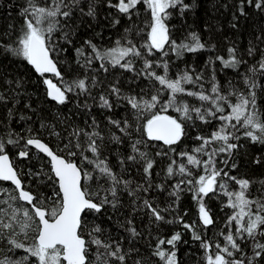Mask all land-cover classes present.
<instances>
[{"label": "snow or ice", "instance_id": "1", "mask_svg": "<svg viewBox=\"0 0 264 264\" xmlns=\"http://www.w3.org/2000/svg\"><path fill=\"white\" fill-rule=\"evenodd\" d=\"M105 3L129 21L137 15L138 5H146L150 12V21L147 25V37L142 45L137 47L127 35L123 38V43L118 39L114 47L107 49L99 47L92 39H85L81 47L74 48L77 57L75 62L79 68L85 70V74L82 77L66 79L67 71H61V68L71 69V65L67 61L62 63L59 57L61 53L68 51L64 45L72 46V36L75 34L74 18L77 14L80 17L96 18L95 0H25L19 11V16L23 18L22 24L18 28L8 24L0 29V83L15 86L12 88V99L14 103H18L20 93L16 88L21 87L24 81L23 74L20 77L14 74L19 72L20 65L26 62L42 78L47 97L58 105H66L71 97L80 95L96 99L91 96V90L99 82L95 76L87 75L89 70H93L94 62H98V69L93 71L102 70L107 73L110 68H119L132 73L133 81L141 77L154 81L160 87L156 88V94L150 96L144 93L143 89V94H125L118 86L119 82L109 86L107 95L99 96L101 108L111 111L123 101L132 110L137 121L135 128L127 118L116 120L108 117L109 124L121 134L111 133L109 139L118 145L130 142V154L121 158L118 163L121 168L129 162L133 165L141 164L143 183L133 186L131 180H125L122 174L114 171L106 157L101 158L104 136L99 131L94 117L92 131L73 129L68 141L60 149L64 155L54 150L38 133H33L31 128L28 129L27 136L15 133L16 138H12V132H9V138L6 140L0 136V182H8L11 185L10 188L0 187V197H7L0 199V205H3L0 207V237L6 238L11 246L8 252L14 248L23 249L27 253L21 260H13L4 253L0 264H27L29 257L35 258V264H92L89 260L90 245L96 246V260L100 264H127L131 254L138 252L134 245L125 250L119 241L109 242L94 236L93 233L101 232L98 225L87 233L90 239H85L88 214L102 213L108 206L119 211L123 206L121 194L126 192L133 198V213L143 209L147 211L153 223L172 224L174 220L167 218L165 213L176 210V201L185 190L192 192L198 205L200 222L205 229L216 225L214 214L206 200L211 201L222 195L227 198L223 207L231 210L224 224L228 231L220 232L224 244L209 242L196 233L194 224L185 223L183 217H179L184 229L192 231L193 239L200 241L205 251V264H259L260 260H264V192L253 197L249 191L252 182L231 173L238 167L235 156L244 147L239 143L242 139L254 145H264V112L257 105L255 91L259 87L255 79L256 74L259 72L264 75V49H258L256 45H250L246 49L249 57L254 56L257 51L260 52L258 67L255 64L250 66L247 70L250 75L241 74L247 87L246 93L235 88L231 91L222 89L215 75L208 91L203 89L202 84L199 85V91H194L185 85L196 86L202 77L197 74L194 78L193 74L185 70L178 73L176 78H170L169 61L163 59L169 56V51L179 57L184 52L194 53L208 48L197 33H190L187 42L177 43L172 38L167 23L173 11L179 10L183 16L184 12L194 8V2L105 0ZM246 8L264 13V0H238V15H233V28L237 27L240 17L248 16ZM112 23L119 24L120 20L114 19ZM128 31L130 29L126 30V33ZM57 33L60 34L59 40L56 38ZM256 39L264 43V37L258 35ZM85 48L90 49V53L86 54ZM157 53L161 59L148 58L156 56ZM228 53V59L223 56L215 57L224 68L238 71L242 65L247 64L243 54H238L236 47H230ZM137 58L143 62L140 68H137L135 63ZM156 69H162V74ZM49 74L56 82L49 78ZM162 90L169 93L168 99L163 102ZM178 95L195 97L202 103L200 106H193L180 102ZM109 96L116 99L110 100ZM146 96L148 98H145ZM233 96L235 102L230 99ZM8 100L9 97L0 92V105L7 108ZM84 106L88 107L86 103ZM26 107L31 108V105ZM169 109L178 115L169 114ZM7 115H12L10 108H7ZM141 120L144 121L142 125L139 123ZM197 121L205 125L213 121L219 123L209 135H196L195 139L199 142L197 147L189 152H178L176 146L188 136L190 127H196ZM40 127L52 126L41 123ZM133 132L139 134L138 139L133 137ZM51 134L57 137L60 135L55 131ZM82 135L86 138L85 144L80 142ZM144 137H147V140ZM148 141L161 142L166 146V150L156 152L157 156L169 157L172 154L186 160V163L177 164L176 159H170L166 169L167 175H178L181 178L172 186L173 190L168 192L175 200L163 209L158 205L154 206L153 200L140 196L141 192L147 194L153 187L166 191L163 185L152 183L156 161L141 148H146ZM9 145L18 147L17 156L20 159H30V152L33 151L48 158L51 174L41 170L34 175L44 176L46 181L52 183L54 190L50 196L33 191L25 184L22 170L10 158ZM86 152L91 153V157L86 155ZM78 153L82 162L92 165V171L69 158L77 157ZM253 163L260 164V158L256 157ZM29 173L31 174L30 170ZM100 181H103V184ZM230 182L236 186L235 190L229 189ZM91 183L98 185L95 191L91 189ZM259 183L264 185V180ZM105 184L107 187H104ZM127 231L133 238L141 235L132 219H127ZM21 234L25 239L31 234L32 243L26 245L19 240L17 237ZM181 240L180 232L172 234L170 238L158 237L152 255L163 261V264H179L177 244ZM249 242L251 256L245 251ZM100 249L104 251L101 252ZM135 264H141V261L137 260Z\"/></svg>", "mask_w": 264, "mask_h": 264}, {"label": "trees", "instance_id": "2", "mask_svg": "<svg viewBox=\"0 0 264 264\" xmlns=\"http://www.w3.org/2000/svg\"><path fill=\"white\" fill-rule=\"evenodd\" d=\"M97 15L93 19L91 17H80L79 14L75 19V34L72 36V46L64 45L68 48L66 53H61L59 59L67 61L71 65V69L61 68V71H67L66 79H72L75 77H82L85 74V70L79 68L76 64V54L74 48L81 47L85 39H92L95 44L103 49L111 48L115 46V41L120 39L123 43V38L127 35L128 39H131L137 47L142 45L147 37L148 23L150 21V12L146 5L141 4L137 6V15L132 17V21H129L122 14L116 12L115 9H110L105 0H95ZM116 2V0H113ZM186 3L194 2L195 6L192 10L184 12L181 16L179 10L172 12L171 17L167 21L171 30V36L173 39L180 42H187L190 33H197L202 42L208 45L205 50H200L194 53L184 52L182 56L177 57L171 51H169L168 57H163L164 60L169 61L170 78H176L178 73L185 70L190 74L200 75L202 79L196 86L185 85L186 88H190L194 91H199V85H203V89L208 91L211 87V81L213 75H215L216 81L221 85L222 89L231 91L233 88L240 92H247V87L244 83L243 76L241 74H248V68L252 65H257L260 59V52L257 51L254 56L249 57L246 54V49L250 45H256L258 49H264V43L259 42L256 37L260 35L264 37V13H261L252 8H246L248 12L247 17H240L237 22V27L233 28V15H238L237 3L238 0H185ZM25 0H0V29H3L8 24L16 25L17 28L22 24L23 18L19 16L21 6L24 5ZM11 5V6H10ZM119 19L120 23L113 25L112 21ZM91 25V27H88ZM126 33V30H129ZM60 34L57 33V39L59 40ZM63 44V41L60 40ZM230 47H236L238 54H243V59L247 61L246 65H242L240 69L234 70L231 68H224L220 61H216L215 57L223 56L225 59L229 58L228 49ZM85 52L90 53V49L85 48ZM149 59L158 60L161 59L160 54L157 53L154 57H148ZM215 61V63H210ZM137 68L142 67L143 62L138 58L135 61ZM75 69V71H73ZM92 69H98V62H94ZM89 70L87 75L89 77L95 76L98 80V85L91 90L92 98H85L80 95L78 97H71L70 102L66 105H58L54 101H51L45 90V85L42 83V78L35 73L31 66L26 62L20 65L19 72L15 73L16 77H20L21 74L24 83L21 87L16 88V91L20 93L19 102L14 103L12 96V88L14 85H6L0 83V92H3L9 97L7 102V108L12 110V115H7V108L0 105V136L5 140L9 138V132L13 133L12 138L15 137V133H19L20 136L29 135L28 129L31 128L33 133H38L46 143H48L54 150L60 152L63 144L68 141L73 129H82L85 131H92L93 117L96 123L99 125V131L104 136V142L102 147L101 158H107L109 165L113 167L114 171L122 174L125 180H131L133 186L138 183H143V171L141 164L126 163L123 168L120 167L118 161L121 158L130 154V142L118 145L110 142V134L121 135L119 131L108 122V117L119 120L121 118H127L130 123L133 124V128L137 123L132 110L126 102L121 101L111 111L99 107V96L101 94L107 95L109 86L117 82L122 92L125 94H143L147 93L148 96L156 94V88L160 86L152 80H145L143 77L133 81L132 73L126 72L119 68H110L109 72L105 73L102 70L93 71ZM159 74H162V69H156ZM49 78L51 77L49 74ZM256 83L259 85L255 89L257 94V105L262 112H264V75L259 72L256 74ZM231 82V83H229ZM154 85V86H153ZM146 96L145 98H148ZM169 93L167 91L161 92V102L168 99ZM110 100H115L113 96L108 97ZM178 101L187 102L193 106H200L202 102L196 100L195 97H188L178 95ZM235 102V97H230ZM87 104V108L84 106ZM31 105V108L26 107ZM205 106L207 104L205 103ZM159 107V106H158ZM90 109V110H89ZM169 114L178 115L171 109ZM24 117V119H21ZM31 117V119H28ZM143 120L139 121L142 125ZM41 123L51 125L50 128H41ZM218 121H213L211 124H202L196 122V127L189 128L188 136L176 146L177 151L189 152L193 148L197 147L199 142L195 139L197 134L207 136L218 126ZM55 131L60 133L59 137L52 135ZM134 138H139V134L133 132ZM147 140V137H144ZM82 144L86 143V138L82 135L80 137ZM23 143V141H21ZM239 143L244 145L243 148L235 156V160L238 167L231 173L238 178L248 179L252 182L249 189L250 194L253 197L259 196L261 192H264V185L259 183L260 180H264V145H254L250 141L242 139ZM143 151H146L149 156L155 159L156 164L153 169L152 183L153 185H163L166 191H161L155 187L149 190L147 194L140 193L142 198H148L153 200L154 206L158 205L160 208H165L169 204H172L175 197H170L168 192L172 191V186L177 182L178 175L169 177L166 173V169L169 165L170 159H176L177 164L186 163V160L175 157L170 154L169 157L157 156V151L166 150L161 142H147V147L141 146ZM18 147L14 145L8 146V152L13 160L14 164L22 170V177L27 186L33 191L43 193L45 196H50L54 190V186L51 182L46 181L44 176L37 177L34 175L37 172L43 170V172L51 174V166L48 163V159L39 154L30 152V159L24 160L17 156ZM61 155L65 153L60 152ZM86 155L91 157V153L86 152ZM223 155V154H222ZM259 157L260 164L253 163V160ZM74 159L82 167L92 171V165L87 162H82L79 159V153L77 157H69ZM206 158V157H205ZM231 163V161H230ZM218 166H222L219 165ZM190 167V166H189ZM126 169V171H125ZM31 171V174L29 173ZM197 173L198 169H194ZM186 179V177H185ZM103 184V181H100ZM0 187L10 188V183L0 182ZM98 185L91 183V189L95 191ZM104 187H107L105 184ZM236 186L230 182L229 189L235 190ZM0 199H7V197H0ZM122 207L119 211L113 210L110 206L106 207L102 213H90L87 217V229L85 233V239H90L87 233L91 232L95 226L101 228L100 233H93L94 236H98L104 241H119L125 250L131 249L133 245L138 252H133L130 258L127 260V264H135L137 260L141 261V264H163L158 257L152 255L155 250L156 239L170 238V236L176 232L182 234V240L177 244V257L179 264H205V251L201 247L200 241L193 239V232L185 230L183 224L179 222V217H183L185 223L194 224L196 233L202 235L209 242H219L224 244V238L220 235L221 230L225 233L228 231L224 228V224L227 218V214H230L229 208L223 207L227 198L219 196L213 198L206 203L211 208L214 219L216 220L215 226L204 228L200 222L198 215V205L193 199L192 192L187 190L180 193V198L177 203L175 211L165 213L167 218L173 219L172 224H156L153 223L146 210H139L135 213L132 212V197L126 192L121 194ZM139 204L140 201H137ZM3 207V205H0ZM223 208V210H221ZM186 213V214H185ZM127 219H132L137 231L141 233L139 237L133 238L129 231H127ZM26 245L32 243L31 234L28 239L21 234L17 237ZM264 242V240H262ZM251 242L249 246L245 248V251L249 256L252 255ZM11 246L7 243V239L0 237V258L4 253L11 256L13 260H21L27 253L23 249H12L8 252ZM170 248V246H166ZM214 250V249H213ZM101 252L104 249H100ZM97 248L95 245L89 247V260L92 264H100L96 260ZM27 264H35V258L29 257ZM111 264V262H110ZM259 264H264V260H260Z\"/></svg>", "mask_w": 264, "mask_h": 264}, {"label": "water", "instance_id": "3", "mask_svg": "<svg viewBox=\"0 0 264 264\" xmlns=\"http://www.w3.org/2000/svg\"><path fill=\"white\" fill-rule=\"evenodd\" d=\"M39 154H41V153H39ZM41 155H43V154H41ZM44 156V155H43ZM46 157V156H45ZM11 158V157H10ZM47 158V157H46ZM48 159V158H47ZM5 183H8V182H5Z\"/></svg>", "mask_w": 264, "mask_h": 264}]
</instances>
